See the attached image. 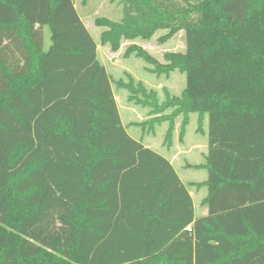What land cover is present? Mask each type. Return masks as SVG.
Here are the masks:
<instances>
[{
    "label": "trees",
    "instance_id": "16d2710c",
    "mask_svg": "<svg viewBox=\"0 0 264 264\" xmlns=\"http://www.w3.org/2000/svg\"><path fill=\"white\" fill-rule=\"evenodd\" d=\"M122 14L96 21L112 50L184 31L166 66L135 50L185 76L179 97L142 93L168 145L177 117L181 138L207 114V213L126 132L73 0H0V264H264V0H123Z\"/></svg>",
    "mask_w": 264,
    "mask_h": 264
},
{
    "label": "rangeland",
    "instance_id": "374dc122",
    "mask_svg": "<svg viewBox=\"0 0 264 264\" xmlns=\"http://www.w3.org/2000/svg\"><path fill=\"white\" fill-rule=\"evenodd\" d=\"M73 3L78 16L97 45L98 60L109 75L121 124L134 140L147 138L145 141L152 147L150 148L152 151L162 156L166 155L168 152L166 148L169 146L164 140V135L168 123L157 124L153 122L154 119L152 120L154 116L150 119L146 118L151 114L149 105L151 99H146L142 93L143 91L146 94L152 92L158 103L165 102L172 97H179L185 87V76L176 69L163 71V68H159L156 71L155 65L137 56L135 49L142 50L154 59L158 67L166 66L168 64L165 59L166 55L185 52L184 31L179 30L166 40H162L167 34L166 30H156L148 40L140 37L129 40L121 39L118 48L112 50L109 43L101 42L102 34L108 32L110 26L98 25L96 21H106L108 24L121 23L123 0H73ZM48 44L49 32L45 30L44 49ZM133 93L140 99L139 101L133 98ZM170 111L171 109H168L162 115H167ZM192 116L188 119V125L184 129L188 133L186 142L190 141L197 145L199 143L201 146L187 154L186 151L190 145H185L175 170L184 186L191 192L195 206L194 213L196 217H199L202 212L206 213L201 202L207 195V187L193 184L205 182L207 171L197 166L187 167L186 165L204 161L202 154L207 150L208 119L207 114L200 121H198L197 114Z\"/></svg>",
    "mask_w": 264,
    "mask_h": 264
},
{
    "label": "crops",
    "instance_id": "0c3cea01",
    "mask_svg": "<svg viewBox=\"0 0 264 264\" xmlns=\"http://www.w3.org/2000/svg\"><path fill=\"white\" fill-rule=\"evenodd\" d=\"M81 19V18H80ZM82 21V20H81ZM83 22V21H82ZM84 24V23H83ZM85 25V24H84ZM115 99V98H114ZM193 114H190L189 115V117H188V119H191V117H193L192 116ZM152 116H149V117H146L147 119H150ZM181 120H182V118L180 117H177L175 120H174V128H173V133H172V137H171V144L170 145H168L169 147L168 148H166L167 149V154L166 155H163V157L164 158H166L167 160H169V162H170V164L172 165V167L174 168V170H175V166H176V164H177V161H178V158H179V156L180 155H182V153H183V148L185 147V145H190L189 146V148H187V154H189L192 150H194V149H199V147L201 146L199 143H198V145H197V143H190V141L189 142H186V137H187V135H188V133L186 132V130H184V132H183V135H182V137L180 138L179 137V131H180V124H181ZM187 125H188V123H187ZM186 125V126H187ZM167 128V127H166ZM167 130V129H166ZM166 130H165V134H166ZM198 131H200L201 132V130L200 129H198ZM164 137H165V135H164ZM147 139V138H146ZM146 139H144V140H142V139H140L139 141H141L142 142V144L145 146V147H147V148H151L152 149V147L149 145V143H147L145 140ZM207 151V150H206ZM206 151L205 152H203V154H202V156H203V160H204V156L206 155ZM162 156V155H161ZM203 163H204V161H203ZM203 163H198V164H187L186 166L188 167H195V166H198V165H202ZM176 171V170H175ZM179 177V176H178ZM179 179H180V177H179ZM180 181H181V179H180ZM182 182V181H181ZM183 183V182H182ZM194 185V184H193ZM189 193H190V195H191V198H192V194H191V192L189 191ZM192 200H193V198H192ZM193 205H194V203H193ZM194 209H195V206H194ZM195 211V210H194ZM207 213V212H206ZM206 213H201L200 215H199V217H201V216H205L206 215Z\"/></svg>",
    "mask_w": 264,
    "mask_h": 264
},
{
    "label": "built area",
    "instance_id": "2783aa9c",
    "mask_svg": "<svg viewBox=\"0 0 264 264\" xmlns=\"http://www.w3.org/2000/svg\"><path fill=\"white\" fill-rule=\"evenodd\" d=\"M189 230V229H188Z\"/></svg>",
    "mask_w": 264,
    "mask_h": 264
}]
</instances>
